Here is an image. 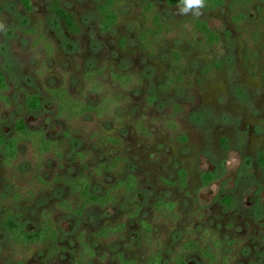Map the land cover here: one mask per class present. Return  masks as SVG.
I'll return each mask as SVG.
<instances>
[{"label": "rangeland", "instance_id": "374dc122", "mask_svg": "<svg viewBox=\"0 0 264 264\" xmlns=\"http://www.w3.org/2000/svg\"><path fill=\"white\" fill-rule=\"evenodd\" d=\"M29 1L31 11L23 0H0V72L9 84L4 93L9 102L0 101V131L9 139L15 121L24 118L30 130L44 131L48 139L65 144V154L61 160L53 154L40 160L25 142L14 165L7 167L0 148V264H72L81 233L96 252L92 264H119L120 253L143 261L147 251L142 221L152 225L163 244V264H172L179 247L205 229L225 245L236 240L233 249L225 248L232 251L233 263L264 264V179L257 164L264 147V34L253 32L264 0H252L248 6L226 0L213 11L199 7L188 12L164 0H125L117 7L120 23L107 34L99 28L103 0H63V8L82 27L76 36L52 13L55 0ZM145 1L155 4L167 24L205 21L222 37L221 45L205 44L196 51L185 33L175 32L157 40L156 56L145 54L138 43ZM238 12L247 16L245 30L232 19ZM175 49L185 56L184 69L172 67ZM216 61L223 68L204 76ZM113 74L131 80L121 86ZM171 74L183 80L163 90ZM62 86L74 99L94 107L105 100L106 111L72 122L59 118L47 89ZM27 93L43 99L40 112L26 110ZM116 159L122 160L119 168L108 169ZM182 170L187 172V187L166 184L176 182ZM83 174L90 177L97 196L131 175L138 187L131 197L117 194L107 207H89L81 217L67 214L59 207L65 200L76 210L82 208L72 185ZM37 175L48 186L42 187ZM207 175L210 182L205 181ZM16 194L22 195L19 201L3 202V196L13 200ZM160 200L177 204V219L156 212ZM136 206L139 215L131 217ZM8 207L28 231L38 229L44 211L51 212L59 241L45 248L14 247L2 223ZM122 224L125 231L114 238L96 237L105 227ZM55 247L62 252L49 258ZM188 264L208 261L195 252Z\"/></svg>", "mask_w": 264, "mask_h": 264}, {"label": "trees", "instance_id": "16d2710c", "mask_svg": "<svg viewBox=\"0 0 264 264\" xmlns=\"http://www.w3.org/2000/svg\"><path fill=\"white\" fill-rule=\"evenodd\" d=\"M63 0H55L51 6L54 16L65 26L67 32L71 35H79L82 32V27L78 23L75 15L70 13L62 6ZM125 0H103L102 4L98 6V13L100 16V31L103 34H107L114 27L120 23V17L117 12V7ZM169 7L183 6V0H164ZM26 8L31 11L32 6L29 0H23ZM226 0H202L201 8L207 11H213L223 7ZM240 3L244 6H248L252 3V0H240ZM261 20L255 26L253 32L255 34H264V8L260 10ZM142 15L144 18L143 31L138 35V43L142 51L149 56H156L159 51L157 40L164 36L174 34L175 32H181L186 34V38L189 47L193 50H199L203 45L208 44L211 46L221 45L222 37L213 32L209 25L201 19H184L179 24L170 25L163 21L159 11L154 3L145 1L142 7ZM233 21L245 30L247 23V16L243 12H238L232 17ZM253 34V33H252ZM122 45H125V40L122 41ZM251 51L247 52L248 60H251ZM171 57L173 61V69H184L185 56L177 49L172 50ZM223 68V63L216 61L209 65L203 72V75H213L217 71ZM92 73L87 74V77H91ZM113 80L118 82L121 86H127L129 84L130 76L121 74H113ZM183 76L169 75L167 84L163 86V90H171L175 84L181 82ZM9 90V84L6 75L0 72V101L9 102L8 98L4 96V93ZM49 98L58 105L57 115L59 118H63L72 122L85 115L95 114L100 116L106 111V101H103L102 105L91 106L84 101L74 99L66 87L49 88L47 89ZM44 107L43 99L35 93H27L25 97V108L30 112H40ZM1 125V121H0ZM143 129V128H142ZM70 135V134H69ZM185 141L186 139L183 138ZM109 142L119 144V140L115 138H109ZM29 143L35 150L36 155L40 160L44 156L53 154L58 159H63L65 154V144L62 142L52 141L47 138L44 131H33L27 127L24 118H18L14 123V134L7 139L0 131V148L5 151L4 165L11 167L19 156L20 146L22 143ZM79 158H84L83 153H78ZM121 159L112 161L108 169L115 170L120 166ZM257 164L262 172L264 179V147L258 154ZM40 165L38 166V168ZM105 168V166H102ZM37 181L42 187L48 186L41 175H37ZM211 175L205 177L206 182L211 181ZM169 185H179L181 187H187V172L182 170L178 174V180L176 182L165 181ZM138 179L135 176H128L125 180L119 182L114 187L108 189L103 196H97L92 191V181L88 175L79 176L72 185V190L81 203L82 208L76 210L73 208L70 200H65L60 203V209L74 216L81 217L83 211L92 206L107 207L109 204L116 200V195L131 197L137 190ZM22 198L21 194H16L13 200L8 196H3V202L7 204L17 202ZM12 202V203H13ZM230 198L225 200V203L229 205ZM155 210L159 214H164L168 219H177V204L174 202H168L160 200L155 205ZM140 207H135V212L129 214L131 217L138 216ZM2 223L5 231L7 232L9 239L14 247H39L45 248L49 245L55 244L60 239V232L56 227L53 215L51 212L44 211L39 219L38 229L36 231H28L25 226L18 222V214L11 208L5 209ZM125 224L115 227H105L96 234L98 239L108 240L125 231ZM141 228L144 231V247L147 251L145 260L129 259L123 253L118 254L119 264H163L164 256L162 253L163 244L157 241L154 236L153 227L146 221L141 222ZM85 234L81 233L77 237L78 250L72 261V264H92V260L96 257V252L93 247L87 242ZM199 241V242H198ZM236 240H232L228 245H225L223 240L218 237L212 230L205 229L203 234L198 238L190 239L181 245L178 251L172 258V264H188V258L190 254L198 252L207 261L208 264H235L232 260V251L226 250V246L233 249ZM212 250V251H211ZM2 248L0 247V253ZM62 252L61 248L55 247L48 252L49 258L55 257ZM250 264H258L251 262Z\"/></svg>", "mask_w": 264, "mask_h": 264}, {"label": "clouds", "instance_id": "9594fccd", "mask_svg": "<svg viewBox=\"0 0 264 264\" xmlns=\"http://www.w3.org/2000/svg\"><path fill=\"white\" fill-rule=\"evenodd\" d=\"M202 6V0H183L182 12H188L194 8Z\"/></svg>", "mask_w": 264, "mask_h": 264}]
</instances>
